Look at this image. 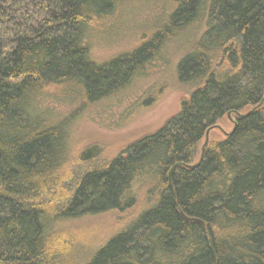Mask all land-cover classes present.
Listing matches in <instances>:
<instances>
[{"label":"trees","instance_id":"1","mask_svg":"<svg viewBox=\"0 0 264 264\" xmlns=\"http://www.w3.org/2000/svg\"><path fill=\"white\" fill-rule=\"evenodd\" d=\"M132 1L0 0V264H65L57 224L129 209L139 195L145 208L83 264H264V0H165L141 44L94 60L91 37ZM190 27L178 113L74 180L69 117L42 101L111 96ZM228 113L232 134L186 168ZM97 156L92 147L79 160Z\"/></svg>","mask_w":264,"mask_h":264},{"label":"rangeland","instance_id":"2","mask_svg":"<svg viewBox=\"0 0 264 264\" xmlns=\"http://www.w3.org/2000/svg\"><path fill=\"white\" fill-rule=\"evenodd\" d=\"M163 7H168L165 0H133L128 3L106 20L107 29L91 37L93 59L103 62L137 47L152 34L154 21L162 13ZM198 30L190 27L167 42L159 56L127 87L111 96L95 103L81 98L73 101H42L41 107L48 109L55 119L69 117L68 168L74 180L81 173L111 160L130 143L153 134L178 113L180 103L187 97L190 88L178 82L176 65L189 50ZM225 69V63H215L217 72ZM232 119L231 115H224L216 123L219 128L214 127L209 131L208 144L226 137L224 132L228 133L233 128ZM203 144L204 138L197 144L194 162L198 160ZM92 147L98 150V156L91 161H80V153ZM145 206L144 196L139 195L134 206L129 209L112 210L57 224L55 238L61 244L64 243V247L56 244L50 251L56 252L60 247V262L83 264L89 253L123 230ZM66 251H70L68 257L65 256Z\"/></svg>","mask_w":264,"mask_h":264},{"label":"water","instance_id":"3","mask_svg":"<svg viewBox=\"0 0 264 264\" xmlns=\"http://www.w3.org/2000/svg\"><path fill=\"white\" fill-rule=\"evenodd\" d=\"M256 108H257V107H256ZM256 108H252V109L248 110V112H246L245 114L236 113V116H237V117H242V116H244V115H246V114H249V113L253 112ZM227 116L230 117V113H228ZM230 119H231V118H230ZM232 121H233V128H232V130H231L230 132H228V133H225V132H224V135H225L226 137L230 136V135L232 134V132L234 131L235 127H236V121H235L234 119H232ZM214 127H218V128H219V126H217V125H215ZM214 127H211V128H209V129H207V130L205 131V135H204V144H203V146L201 147V152H200V155H199L198 160H197L195 163H193V164L184 165L186 168L192 169V168L197 167V166L201 163V161L203 160V156H204L205 149H206V147L208 146V134H209V131H210L211 129H213ZM177 165H178V164H177ZM173 168H174V167H173ZM173 168H172V170H173ZM172 170H171V171H172ZM171 171H170V173H169V177H170V175H171ZM186 219H187V218H186ZM191 220H195V221H197V219H191Z\"/></svg>","mask_w":264,"mask_h":264}]
</instances>
